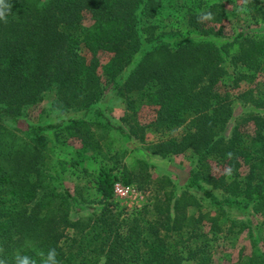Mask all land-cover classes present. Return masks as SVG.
I'll return each mask as SVG.
<instances>
[{
	"label": "trees",
	"instance_id": "trees-1",
	"mask_svg": "<svg viewBox=\"0 0 264 264\" xmlns=\"http://www.w3.org/2000/svg\"><path fill=\"white\" fill-rule=\"evenodd\" d=\"M3 3L0 135L12 137L0 144L3 258L43 264L40 253L55 249L59 264H214L216 239L234 246L244 235L231 264H264V29L218 42L224 5L207 0ZM50 89L60 118L26 121L24 108ZM109 91L120 119L106 110ZM144 107L154 113L145 123ZM102 132L146 154L121 177L104 165L89 172V153H117ZM63 139L80 143L68 161ZM145 156L185 157L184 190L152 180ZM64 167L83 183L66 187ZM120 181L136 182L144 205L120 207Z\"/></svg>",
	"mask_w": 264,
	"mask_h": 264
},
{
	"label": "rangeland",
	"instance_id": "rangeland-1",
	"mask_svg": "<svg viewBox=\"0 0 264 264\" xmlns=\"http://www.w3.org/2000/svg\"><path fill=\"white\" fill-rule=\"evenodd\" d=\"M207 2H219L223 3L225 11V20L223 24L219 27L220 35L218 42L225 40L229 36L237 35L240 32L245 31H262L264 29V24L261 22V7L258 0H207ZM262 29V30H261ZM256 33V32H255ZM107 97L105 100V107L112 117L115 119H120L124 112L123 104L121 100L115 95L114 92H106ZM54 101V90H47L43 94L42 101L33 107H26L23 110V116L26 121L31 124L43 123L48 120H55L60 117L51 116L52 115V104ZM154 115L152 108L144 107L138 114V120L140 122H149L152 116ZM64 118H73L79 117V114L68 113L63 116ZM100 135L109 137L112 141L114 153H107L103 151L102 154H92L89 153L87 157L83 159V166L88 169L89 172H96L101 166L114 168V174L118 177H121L122 173L125 171H130L136 163L138 157L142 158L143 153L138 150L136 147H141L145 149V146L139 142L128 141L122 137H119L117 132H109L106 135L102 132ZM65 139H63V142ZM152 140V136L148 135L146 141L149 142ZM12 142L11 134H2L0 135V144ZM80 145L79 142L75 143L73 139L67 140L64 145L60 146L59 157L66 161L69 160V157L75 156V150ZM136 148V149H135ZM111 150V149H110ZM111 152V151H110ZM146 154V153H144ZM91 156V158H90ZM148 161L147 171L151 176L152 180L165 178L170 181L172 184V189L175 194H179L184 190V186L188 177V161L185 157H172L170 159H162L158 156H153L148 158L144 157ZM146 161V162H147ZM138 164V163H137ZM64 172L62 174L63 181L65 182L66 187L70 190L74 188L75 185H81L83 182L81 178L78 179V172L64 167ZM126 169V170H124ZM121 183V181H120ZM132 186L137 188L136 182L131 183ZM137 195L131 199L127 200H117L120 207H125L126 209H137L144 205L146 200V195L143 194L140 190H137ZM198 196V194H197ZM204 206L207 203H203ZM243 247H247V242L244 239V235H241L238 242L232 246L231 243L227 242L224 238L219 237L215 240V243L212 248V259L214 264H231L236 261L237 255ZM183 264H189L188 261H185Z\"/></svg>",
	"mask_w": 264,
	"mask_h": 264
},
{
	"label": "clouds",
	"instance_id": "clouds-1",
	"mask_svg": "<svg viewBox=\"0 0 264 264\" xmlns=\"http://www.w3.org/2000/svg\"><path fill=\"white\" fill-rule=\"evenodd\" d=\"M0 7L9 8L10 6L4 5L3 0H0ZM5 18V13L0 11V20ZM4 249L0 247V264H10V262L3 258ZM43 258V264H59L56 259L57 253L55 249H49L46 256L43 253H40ZM14 264H36V261L29 256H21L17 253L14 257Z\"/></svg>",
	"mask_w": 264,
	"mask_h": 264
},
{
	"label": "built area",
	"instance_id": "built-area-1",
	"mask_svg": "<svg viewBox=\"0 0 264 264\" xmlns=\"http://www.w3.org/2000/svg\"><path fill=\"white\" fill-rule=\"evenodd\" d=\"M137 195V191L132 185H124L117 182L113 185V197L116 200H127Z\"/></svg>",
	"mask_w": 264,
	"mask_h": 264
}]
</instances>
